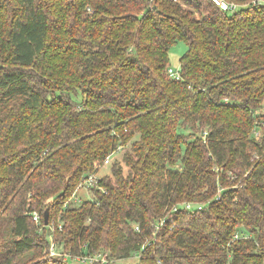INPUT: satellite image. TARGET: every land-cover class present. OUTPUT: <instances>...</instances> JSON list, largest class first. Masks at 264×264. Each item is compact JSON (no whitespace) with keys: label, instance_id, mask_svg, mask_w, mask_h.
<instances>
[{"label":"trees","instance_id":"1","mask_svg":"<svg viewBox=\"0 0 264 264\" xmlns=\"http://www.w3.org/2000/svg\"><path fill=\"white\" fill-rule=\"evenodd\" d=\"M226 1L0 0V264H264V0Z\"/></svg>","mask_w":264,"mask_h":264},{"label":"built area","instance_id":"2","mask_svg":"<svg viewBox=\"0 0 264 264\" xmlns=\"http://www.w3.org/2000/svg\"><path fill=\"white\" fill-rule=\"evenodd\" d=\"M214 3H216L221 9L223 10H228V9H231L233 7L236 6V4L234 2H229V1H226V0H212ZM168 72L170 73V75H172L173 77L175 78H179L180 77V74L178 72V70H174L172 67H169L168 68ZM257 134V132H256ZM120 146L117 147V150H120ZM115 151V152H116ZM115 152H112L111 154H108L104 160H103V163L101 165H104V164H108L110 163V161L113 159V156L115 155ZM100 165V166H101ZM97 179H98V175L96 174V172H89L87 173L84 177L81 178L80 180V183L77 187V190L78 189H84L86 193L89 192V188H91L92 186H97L99 188H101L99 185H97ZM81 196H79L77 194V192L72 196V201L73 202H78L81 200ZM182 206L183 208L185 209H191L193 208L195 205L191 202H183L182 203ZM179 208V205H175L173 207V210H176ZM32 219L34 221H38L39 220V214L36 212V211H33L32 212ZM164 219H160V221L158 222V224H156L155 228L157 229L162 223H163ZM135 228L137 229L138 227L135 226ZM234 236H237V235H234ZM62 251V250H60ZM59 249L57 248V245L56 243H54L53 241H51V244H50V247H49V252L50 254H59V253H62L63 257L64 258H70L69 260H73L76 262H80V263H94L96 261H98L100 264H103V263H106V264H110L111 261H112V257H105L104 255H101V254H96V255H89V254H75V255H70V253L68 251H62L60 252ZM71 263V261H70ZM72 264V263H71ZM77 264V263H76Z\"/></svg>","mask_w":264,"mask_h":264},{"label":"rangeland","instance_id":"3","mask_svg":"<svg viewBox=\"0 0 264 264\" xmlns=\"http://www.w3.org/2000/svg\"><path fill=\"white\" fill-rule=\"evenodd\" d=\"M186 49V44L184 41L180 40V41H177L175 44H173L169 51H168V58H169V65L170 67H172L174 70H178L179 68V58L181 57V55L184 53ZM79 99L78 95L77 96H74V99ZM120 150H118V152L116 153L115 152V155H117L118 157V154H119ZM110 170V164H104V165H101L96 174L97 175H102L104 173H108ZM85 190L84 189H78L77 190V194L79 196H85L84 194ZM60 250H62L61 246H59ZM135 259L136 258H133V256H130L128 258H122V259H114L113 262H111L110 264H133L135 263ZM72 264H79L78 262H74L73 260H70ZM80 264H83V263H80Z\"/></svg>","mask_w":264,"mask_h":264},{"label":"water","instance_id":"4","mask_svg":"<svg viewBox=\"0 0 264 264\" xmlns=\"http://www.w3.org/2000/svg\"><path fill=\"white\" fill-rule=\"evenodd\" d=\"M43 221L45 224L48 223V208H45L43 211Z\"/></svg>","mask_w":264,"mask_h":264}]
</instances>
